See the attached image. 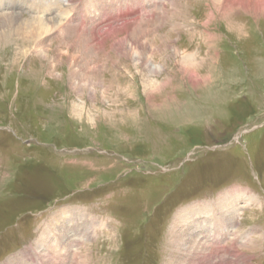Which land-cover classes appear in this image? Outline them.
Wrapping results in <instances>:
<instances>
[{"label": "rangeland", "instance_id": "374dc122", "mask_svg": "<svg viewBox=\"0 0 264 264\" xmlns=\"http://www.w3.org/2000/svg\"><path fill=\"white\" fill-rule=\"evenodd\" d=\"M99 1L0 44V264H264V0ZM236 193L232 233L184 257V212ZM67 210L88 233L64 262L39 246Z\"/></svg>", "mask_w": 264, "mask_h": 264}, {"label": "bare ground", "instance_id": "6f19581e", "mask_svg": "<svg viewBox=\"0 0 264 264\" xmlns=\"http://www.w3.org/2000/svg\"><path fill=\"white\" fill-rule=\"evenodd\" d=\"M7 1L8 3L5 1H0V14H2L1 12H4L3 17H0V44L9 43L14 37H17L21 38L22 40H35V42H38L37 45H42V40L49 36L53 31H58V28L62 26V23L65 20L67 22H69V20L73 21L77 15L84 14L86 12H94V6L97 7L98 10L102 8V12H100V14L105 11L104 5H102L99 0H91L88 4L89 7L87 8L88 10H86V12L82 9V6H80L78 9V5L76 4L77 2L73 0H29L28 3L22 8L21 13H17V10L15 11V9L8 7V4L12 5L15 0ZM155 1L157 0H135L134 2H129L126 5L121 4L120 7L114 3L111 7L115 6V9H111H114L118 12V17H122L124 14H128V12L133 9L132 7L135 5H140L139 2H141V4L144 6L145 2H153V5H156L157 2ZM21 3L22 0H19L18 4L20 5ZM123 8H125V12L122 11ZM248 9L250 8L246 6V10ZM22 12H30V18L24 20ZM100 14L97 15L95 13L93 20L95 21V19L99 18ZM81 17H84V15H81ZM58 18L63 19L62 23L61 21L58 22ZM80 20L81 22L83 21L82 25H84V18ZM244 197H246L245 194L241 193L224 197L222 203L216 205V211L210 210L211 207L209 205H198L186 210L182 220H180L179 223H176L179 225H177V227H175V231H173L174 240L176 242L175 245H178L180 248L179 250H183L184 252L189 251L184 257H190L193 261L195 257L200 255V251L204 250V244L200 242V235L202 234H204L209 239L214 238L217 240H223L222 238L226 234L230 235L235 226L236 218L241 214L244 208L241 206ZM245 200L247 201L246 198ZM251 200L253 199L251 198ZM81 214L82 213L80 211L79 213L75 214L74 211L67 210L59 215H56L51 221L50 226L45 229L42 239L40 240L41 246L39 247L43 246L46 247V249L47 247H52L54 251H59L61 255L65 256L61 257L65 262L68 259V256L66 257V255H69V252H71V249L75 244L74 242H80L79 238H87V224L85 222L79 223V221L77 224L73 222L74 218L82 221V219H80V217H83ZM83 225L85 230L82 233L80 228L83 230ZM189 234H192L191 236H193V239L186 240L187 237L190 236ZM56 241L57 245L55 244ZM66 249L67 251H65Z\"/></svg>", "mask_w": 264, "mask_h": 264}]
</instances>
